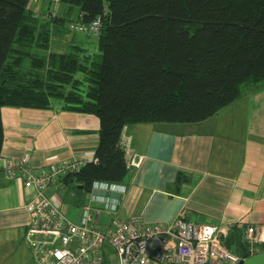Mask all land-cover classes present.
Instances as JSON below:
<instances>
[{
    "label": "trees",
    "instance_id": "trees-1",
    "mask_svg": "<svg viewBox=\"0 0 264 264\" xmlns=\"http://www.w3.org/2000/svg\"><path fill=\"white\" fill-rule=\"evenodd\" d=\"M97 18L96 51L50 49L72 22ZM263 84L264 0H59L55 13L44 0H0V155L4 107L57 105L99 120L94 161L61 178L58 191L84 198L93 182L122 185L125 127L205 121L243 86ZM224 247L245 256L239 230Z\"/></svg>",
    "mask_w": 264,
    "mask_h": 264
},
{
    "label": "crops",
    "instance_id": "crops-1",
    "mask_svg": "<svg viewBox=\"0 0 264 264\" xmlns=\"http://www.w3.org/2000/svg\"><path fill=\"white\" fill-rule=\"evenodd\" d=\"M31 6L40 12L48 8L40 1ZM241 91L205 121L123 129L140 164L129 168L122 183L119 219L139 216L144 226L170 225L186 209L190 221L222 231L264 224V84ZM1 113L0 158L27 154L32 166H45L94 156L99 120L92 114L60 111L57 105L51 110L4 107ZM179 175L185 180L178 187ZM58 192L50 190L52 197ZM32 194L0 171V264H33L23 234ZM74 199L80 207L83 192L75 191Z\"/></svg>",
    "mask_w": 264,
    "mask_h": 264
},
{
    "label": "built area",
    "instance_id": "built-area-1",
    "mask_svg": "<svg viewBox=\"0 0 264 264\" xmlns=\"http://www.w3.org/2000/svg\"><path fill=\"white\" fill-rule=\"evenodd\" d=\"M44 1L55 13L59 0ZM99 26V18L89 25L72 22L69 31L95 38ZM130 144L122 134L121 148L128 168L140 164ZM29 161L27 154L1 157L0 171L33 192L25 205L29 219L23 231L33 264H114V257L116 264H238L264 253V224L239 228L245 248L242 257L224 247L230 231L209 222L190 221L186 209H181L170 225L144 226L139 216L119 219L120 196L126 188L103 181L91 184L75 222L50 190L64 189L58 181L94 158L83 155L45 166H32Z\"/></svg>",
    "mask_w": 264,
    "mask_h": 264
},
{
    "label": "rangeland",
    "instance_id": "rangeland-1",
    "mask_svg": "<svg viewBox=\"0 0 264 264\" xmlns=\"http://www.w3.org/2000/svg\"><path fill=\"white\" fill-rule=\"evenodd\" d=\"M94 41L91 40V38L83 37L82 35L78 33H63L61 32L60 35H56L51 40V48L52 50L62 52V51H69V46L71 45H79L82 47H86L87 49L95 50L96 43H93ZM96 51V50H95ZM243 86L242 88H244ZM70 191L74 192V189H71ZM65 192V191H59L54 199H56L59 203L62 204L63 210L65 214L71 218L73 221L77 222L76 219V213L79 210L78 207H75V199L74 195L71 194V192ZM113 263L116 264L115 257L112 259Z\"/></svg>",
    "mask_w": 264,
    "mask_h": 264
},
{
    "label": "water",
    "instance_id": "water-1",
    "mask_svg": "<svg viewBox=\"0 0 264 264\" xmlns=\"http://www.w3.org/2000/svg\"><path fill=\"white\" fill-rule=\"evenodd\" d=\"M79 188H83L79 186ZM238 264H264V253H260V255L249 256V258L245 260H241Z\"/></svg>",
    "mask_w": 264,
    "mask_h": 264
}]
</instances>
